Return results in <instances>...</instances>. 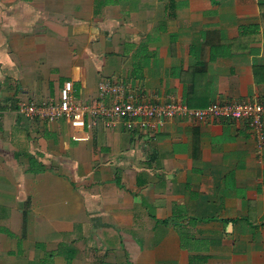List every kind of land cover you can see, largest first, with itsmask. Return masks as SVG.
Returning <instances> with one entry per match:
<instances>
[{
  "label": "crops",
  "instance_id": "crops-1",
  "mask_svg": "<svg viewBox=\"0 0 264 264\" xmlns=\"http://www.w3.org/2000/svg\"><path fill=\"white\" fill-rule=\"evenodd\" d=\"M66 81L79 105L264 103V0H0V264H264V118L20 112Z\"/></svg>",
  "mask_w": 264,
  "mask_h": 264
},
{
  "label": "built area",
  "instance_id": "built-area-1",
  "mask_svg": "<svg viewBox=\"0 0 264 264\" xmlns=\"http://www.w3.org/2000/svg\"><path fill=\"white\" fill-rule=\"evenodd\" d=\"M71 89L72 83L66 81L59 92V100L56 104L36 106L33 103H25L19 107V110L28 118H33L36 115L49 121L63 118L75 130L84 127L86 116L92 118L115 116L123 120V124L128 130H144L147 126L152 125V121L161 123L163 118L176 116H186L196 121L223 118L249 120L256 127H259L261 119L264 118V103L213 102L204 108H190L176 102L157 103L133 99L123 100V98L117 97L109 107H105L101 104L79 105L75 103L71 96ZM100 89L117 93L119 88L101 84Z\"/></svg>",
  "mask_w": 264,
  "mask_h": 264
}]
</instances>
